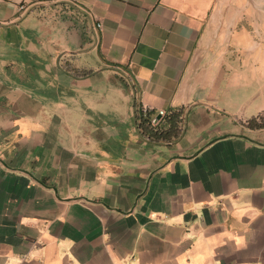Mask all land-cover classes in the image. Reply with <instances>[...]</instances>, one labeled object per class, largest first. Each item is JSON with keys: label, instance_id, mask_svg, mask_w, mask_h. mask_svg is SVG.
<instances>
[{"label": "crops", "instance_id": "0c3cea01", "mask_svg": "<svg viewBox=\"0 0 264 264\" xmlns=\"http://www.w3.org/2000/svg\"><path fill=\"white\" fill-rule=\"evenodd\" d=\"M0 264H264V0H0Z\"/></svg>", "mask_w": 264, "mask_h": 264}, {"label": "trees", "instance_id": "16d2710c", "mask_svg": "<svg viewBox=\"0 0 264 264\" xmlns=\"http://www.w3.org/2000/svg\"><path fill=\"white\" fill-rule=\"evenodd\" d=\"M149 114H151V113H149ZM149 114H147L146 116L144 115V113H142V115H140V127L142 128V130H143V132H147V130L144 128V127H147V125H149V123L148 122H150V119L148 118V115ZM144 126V127H142V125ZM153 124V123H152Z\"/></svg>", "mask_w": 264, "mask_h": 264}, {"label": "water", "instance_id": "95a60500", "mask_svg": "<svg viewBox=\"0 0 264 264\" xmlns=\"http://www.w3.org/2000/svg\"><path fill=\"white\" fill-rule=\"evenodd\" d=\"M142 107H143V109L146 111V110H151L152 109V107H150L149 105H147V104H143L142 105ZM158 110H159V113L160 114H162V113H164V109H160V108H158ZM160 114H157L156 115V118H159L160 117Z\"/></svg>", "mask_w": 264, "mask_h": 264}, {"label": "rangeland", "instance_id": "374dc122", "mask_svg": "<svg viewBox=\"0 0 264 264\" xmlns=\"http://www.w3.org/2000/svg\"><path fill=\"white\" fill-rule=\"evenodd\" d=\"M237 3H239V4H246L247 3V0H237ZM258 16H260V15H258Z\"/></svg>", "mask_w": 264, "mask_h": 264}]
</instances>
